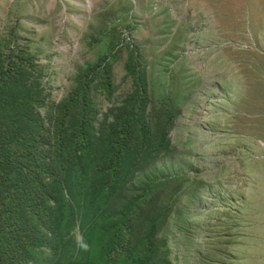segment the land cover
Instances as JSON below:
<instances>
[{
  "label": "rangeland",
  "instance_id": "1",
  "mask_svg": "<svg viewBox=\"0 0 264 264\" xmlns=\"http://www.w3.org/2000/svg\"><path fill=\"white\" fill-rule=\"evenodd\" d=\"M218 29L209 0H0V55L28 58V81L50 101L82 72L98 81L101 113L142 81L152 106L173 108L170 150L154 163L179 181L157 195L174 205L158 207L151 264H264V54L249 69L244 40L213 38ZM97 231L73 227L58 256L30 262L59 264L68 242Z\"/></svg>",
  "mask_w": 264,
  "mask_h": 264
},
{
  "label": "trees",
  "instance_id": "2",
  "mask_svg": "<svg viewBox=\"0 0 264 264\" xmlns=\"http://www.w3.org/2000/svg\"><path fill=\"white\" fill-rule=\"evenodd\" d=\"M6 58L0 55V264L56 257L63 232L90 225L97 236L86 232L82 246L68 242L59 264H151L146 256L155 253L163 222L157 195L179 181L163 179L154 163L170 150L173 108L152 106L142 81L101 113L92 95L98 81L82 72L52 102L28 81V58Z\"/></svg>",
  "mask_w": 264,
  "mask_h": 264
},
{
  "label": "crops",
  "instance_id": "3",
  "mask_svg": "<svg viewBox=\"0 0 264 264\" xmlns=\"http://www.w3.org/2000/svg\"><path fill=\"white\" fill-rule=\"evenodd\" d=\"M209 23L219 26L213 38L243 39L240 51L255 56L249 69H263L264 0H209Z\"/></svg>",
  "mask_w": 264,
  "mask_h": 264
}]
</instances>
